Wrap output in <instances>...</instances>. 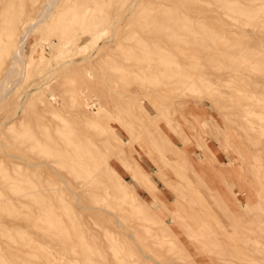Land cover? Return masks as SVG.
<instances>
[{
	"label": "rangeland",
	"instance_id": "rangeland-1",
	"mask_svg": "<svg viewBox=\"0 0 264 264\" xmlns=\"http://www.w3.org/2000/svg\"><path fill=\"white\" fill-rule=\"evenodd\" d=\"M46 2L0 0V264H264V0Z\"/></svg>",
	"mask_w": 264,
	"mask_h": 264
},
{
	"label": "bare ground",
	"instance_id": "bare-ground-1",
	"mask_svg": "<svg viewBox=\"0 0 264 264\" xmlns=\"http://www.w3.org/2000/svg\"><path fill=\"white\" fill-rule=\"evenodd\" d=\"M57 1L58 0H47L44 7L41 8L40 13L38 15V18L32 24L31 28H35L39 23H41L45 19V17L51 11V9L55 6ZM132 7L133 6H130V8H132ZM28 33H29L28 30L24 31L22 33V36H21L22 38H20L21 41L19 40L20 46L18 47L17 52L15 51L16 54L14 52L15 55H14V59H12L13 62L15 59H17L15 61H19V62L22 61V59H23V44L25 41V37ZM21 63H23V62H21ZM218 65H219V63L213 64V68L216 72L219 69ZM6 93H4V94H6ZM2 94H3V92H2ZM2 97H3V95H2ZM73 151L77 154L78 160L79 161L81 160V165H83L82 171L80 173L74 175V178L76 181V186L74 187V189H80L81 194H83V195L89 194L93 197L90 199V201H93L92 204L90 203L89 199H87L83 203V205L80 206V208L85 209V210L93 209V207L98 204L97 196H100L102 198V201H103L102 202L103 210L105 211L107 209L106 211H108L109 209L110 210L113 209L114 204L112 202L111 196L109 195V193L105 187V183L109 178V173L107 171L102 170L101 168H98V165L94 162H92L90 165H88L86 162L88 161V158H89L88 154L89 153L86 150L80 151L78 148H75ZM104 165H106V164H104ZM142 180H143L142 177H140V179L135 177L133 179V185L136 188H138V186ZM87 202H89V204H87ZM47 209L49 210V208H47ZM48 210H46V211H48Z\"/></svg>",
	"mask_w": 264,
	"mask_h": 264
}]
</instances>
